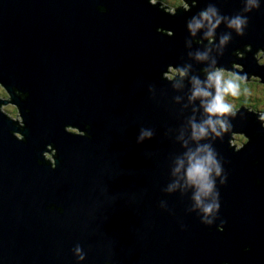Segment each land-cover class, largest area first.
Returning a JSON list of instances; mask_svg holds the SVG:
<instances>
[{
    "label": "water",
    "instance_id": "obj_1",
    "mask_svg": "<svg viewBox=\"0 0 264 264\" xmlns=\"http://www.w3.org/2000/svg\"><path fill=\"white\" fill-rule=\"evenodd\" d=\"M184 1L0 0V264H264L262 114L242 106L196 140L208 117L191 99L217 68L264 82V0ZM209 8L211 41L207 22L189 29ZM231 133L248 142L230 147ZM204 147L220 174L198 205L186 172Z\"/></svg>",
    "mask_w": 264,
    "mask_h": 264
},
{
    "label": "clouds",
    "instance_id": "obj_2",
    "mask_svg": "<svg viewBox=\"0 0 264 264\" xmlns=\"http://www.w3.org/2000/svg\"><path fill=\"white\" fill-rule=\"evenodd\" d=\"M259 4L257 0H249L248 7L245 11H251L252 8H258ZM178 8V6L174 7ZM201 20L196 21L189 25V29L193 35L196 31L203 27V22H207L210 27L206 34V38L210 41L213 37L215 28L218 27L221 20L216 17V10L214 8H209L201 12ZM213 18H216L215 23H212ZM248 21L246 18L236 16L232 18L228 24V27L234 29L237 35H243V29L247 25ZM230 39L229 36H224L221 38V44H225ZM250 49V47L248 48ZM198 59H204L202 55H198ZM239 71V70H238ZM181 75H186V72H181ZM207 84L201 85L198 79H193V91L192 100L200 99L202 107L208 119L202 124H192L193 138L196 140L202 139L207 135V131L210 128L213 133L220 135L217 132L216 125L218 124L220 128L227 132L230 130V125L224 120V117L234 116L236 110L233 109V105L228 102V97H238L241 94L240 81L246 80V77L236 76L234 73L230 74L231 78H225L223 69H216L213 72L206 73ZM167 78H173V76H167ZM250 78V77H249ZM264 83V82H263ZM214 88L215 94L209 89ZM6 91V90H5ZM264 119V117H262ZM145 136L150 137L151 133L142 132L141 139ZM201 153H204L201 155ZM183 166V162H180ZM215 170L216 174H220V168L216 163L214 154L207 147L198 148L196 153H190L188 155V168L186 172L187 182L191 186H195L197 189V195L195 197L197 204L201 203V197H207L213 192L214 183L210 179L211 174ZM179 171V168L177 169ZM205 214H210L213 211V206L208 205L204 207ZM75 255L79 260H83L84 254L79 245L75 248Z\"/></svg>",
    "mask_w": 264,
    "mask_h": 264
},
{
    "label": "rangeland",
    "instance_id": "obj_3",
    "mask_svg": "<svg viewBox=\"0 0 264 264\" xmlns=\"http://www.w3.org/2000/svg\"><path fill=\"white\" fill-rule=\"evenodd\" d=\"M151 1L152 3L156 4L157 2L159 3L161 0H151ZM170 5L172 7H175L176 5L178 7H182V6L186 7L188 4L186 5V3H184L182 0L180 1L179 0L177 1L176 0H164L163 6L168 7L166 8L168 12H170L171 10ZM254 58L257 60L260 66L264 65V51L260 50L259 53L257 52ZM233 69L243 70V67L241 65L235 64L233 66ZM223 70H224V75L226 79L231 78L230 74L234 73L231 70H226V69H223ZM175 73H177V71L172 69V73H166V75L173 76V74ZM236 76H240V75H236ZM261 80L262 79L259 76H254V75L250 76L249 80H246V81L244 80L246 87H241V94L238 97H235V99H233L231 96H229L227 99H228V102L233 105V109L236 110L237 112L243 106L245 109H248L249 112H253L258 115L262 114L257 119L264 121V119H262V117H264V83L260 82ZM4 97L9 98L10 95L5 91L3 86L0 84V98H4ZM7 98H4V99H7ZM255 104H257L259 107H256ZM2 109L12 119L21 121L20 112L12 103H8V105H4ZM263 125H264V122L262 123V127ZM74 130H77V129H74ZM18 136L20 135L18 134ZM231 136L233 140L232 139L229 140V144L231 145L230 147L236 146L235 147L236 150H240L248 142V138H245L243 134L238 133L234 135L231 133ZM51 153L53 155L55 154L54 151H52ZM52 154H50L49 152H45V156L49 158L51 161H54Z\"/></svg>",
    "mask_w": 264,
    "mask_h": 264
},
{
    "label": "bare ground",
    "instance_id": "obj_4",
    "mask_svg": "<svg viewBox=\"0 0 264 264\" xmlns=\"http://www.w3.org/2000/svg\"><path fill=\"white\" fill-rule=\"evenodd\" d=\"M184 3H186L184 0H182ZM188 3H186V5H187ZM188 6V5H187ZM254 56H255V54H254ZM264 66V65H263ZM172 69H174V70H176L177 71V69H175V68H172ZM172 69H170V71H169V73H172ZM218 69V68H217ZM227 70V69H226ZM236 70V69H235ZM237 70H239V71H242V70H240V69H237ZM179 74H180V72H179ZM176 75H178V71H177V73H175V74H173V76H176ZM251 76H253V75H251ZM242 82V81H241ZM6 100H9V101H11V98H7ZM9 103H11V102H9ZM8 104V103H7ZM14 104V103H13ZM263 127H264V125H263ZM73 129H76V128H73ZM77 131V130H76ZM78 132H80V131H78ZM81 133V132H80ZM232 134H234V135H236V134H238V133H232ZM52 151H54V150H52ZM51 151V152H52Z\"/></svg>",
    "mask_w": 264,
    "mask_h": 264
},
{
    "label": "flooded vegetation",
    "instance_id": "obj_5",
    "mask_svg": "<svg viewBox=\"0 0 264 264\" xmlns=\"http://www.w3.org/2000/svg\"><path fill=\"white\" fill-rule=\"evenodd\" d=\"M229 73V72H228ZM240 86L241 87H246V84H245V82L244 81H240ZM4 98H7V97H4ZM233 99H235L234 97H232ZM233 117V116H232ZM70 131L71 132H78V130L76 131V130H74L73 128H70Z\"/></svg>",
    "mask_w": 264,
    "mask_h": 264
},
{
    "label": "trees",
    "instance_id": "obj_6",
    "mask_svg": "<svg viewBox=\"0 0 264 264\" xmlns=\"http://www.w3.org/2000/svg\"><path fill=\"white\" fill-rule=\"evenodd\" d=\"M177 1V0H176ZM180 1V0H179ZM177 6V5H176ZM166 77V76H165ZM256 107H259L257 104H255ZM244 136V135H243ZM245 138H247L246 136H244ZM53 156V154H52ZM49 159V158H48ZM50 160V159H49Z\"/></svg>",
    "mask_w": 264,
    "mask_h": 264
}]
</instances>
